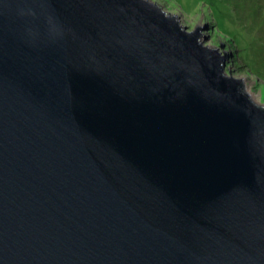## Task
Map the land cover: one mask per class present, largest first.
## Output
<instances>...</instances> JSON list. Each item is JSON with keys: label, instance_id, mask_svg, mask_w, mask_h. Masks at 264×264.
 <instances>
[{"label": "water", "instance_id": "1", "mask_svg": "<svg viewBox=\"0 0 264 264\" xmlns=\"http://www.w3.org/2000/svg\"><path fill=\"white\" fill-rule=\"evenodd\" d=\"M157 0H0V264H264V103Z\"/></svg>", "mask_w": 264, "mask_h": 264}, {"label": "rangeland", "instance_id": "2", "mask_svg": "<svg viewBox=\"0 0 264 264\" xmlns=\"http://www.w3.org/2000/svg\"><path fill=\"white\" fill-rule=\"evenodd\" d=\"M179 9L188 29L228 55L227 74H247L248 89L264 103V0H157Z\"/></svg>", "mask_w": 264, "mask_h": 264}]
</instances>
